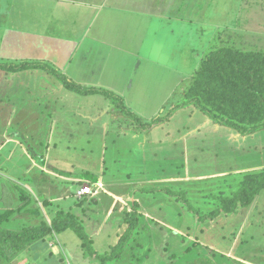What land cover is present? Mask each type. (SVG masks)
<instances>
[{
	"label": "crops",
	"instance_id": "1",
	"mask_svg": "<svg viewBox=\"0 0 264 264\" xmlns=\"http://www.w3.org/2000/svg\"><path fill=\"white\" fill-rule=\"evenodd\" d=\"M233 4H238V0H0V64L32 63L14 71L0 66V109L6 115L3 120L8 121L6 128L12 131L7 144L19 145L18 137L26 135L32 118L37 123L40 121L37 126L41 136L57 134L59 138L72 139L77 135V130L64 120L63 114L51 121L46 112L41 113L44 105L39 102V94L48 88L58 89L61 85L50 83L58 79L64 86L70 83L87 89L103 88L110 91L111 97L113 93L121 97V105L126 104L125 108L111 107L110 104L115 103L110 101L104 114L88 119L81 117L86 122L83 126L87 128V136L93 137L97 132L101 137L100 148L95 147L94 138L87 140L88 157L92 163L96 162L92 166L88 164L80 170L77 158L51 156L52 148L56 149L54 138L38 142L44 146L43 155L36 157L26 153L30 163L26 164L24 182H32V189L28 185L29 191L39 195L35 202L42 215L38 210L34 212L42 219L29 218L33 214L23 209L28 201L24 192L17 208L9 203L4 207L15 210L5 223L6 227L20 226L24 221L49 223L58 212L71 214L66 209L72 206L63 210L58 205L73 199L77 205H73L76 217L91 236L99 228L108 226L118 234L133 212L153 218L158 230L164 233V229L175 228L171 221L159 217L168 207L165 203L173 200L167 190L184 195L188 201L195 200L199 213H210L222 206V199L231 198L241 176L249 171L239 168L232 175L227 171L191 173L193 145L190 136L212 121L193 104H181L202 60L221 44L224 12ZM44 65L48 69L42 67ZM138 72L144 73L145 78L134 81ZM47 73H50L48 77ZM164 87H170V91L164 94L166 99L158 103V109L164 111L167 107L170 110L162 120L153 121L152 117L141 121L140 114H135L131 107L135 102L130 101L150 99ZM177 89H180L179 96L171 102ZM179 99L181 107L177 104L178 108L173 111ZM20 106L25 107V118L20 116L23 110ZM194 119L199 122L192 123ZM177 122L182 123L181 129L172 128ZM160 123L164 124L160 128L165 129L162 136L154 132ZM212 123L216 130L220 127ZM234 133L232 138H241L240 133L235 130ZM109 135L114 138L111 142L120 141L118 146L122 148L111 149L117 153L114 157L109 155L106 162L110 143L106 142V137ZM205 142L204 137L202 147ZM213 144L215 147L216 143ZM3 146L0 144V151ZM128 152L135 153L133 162L126 157ZM10 157L11 154L7 155L5 162H9ZM160 167L162 173L150 174V170L160 172ZM32 168L42 172L30 177ZM200 181L206 183L205 187H198ZM88 183L92 193L77 196V191ZM201 200H218L219 206L210 212L203 211ZM172 204L177 206L175 202ZM63 230L53 231L33 242L9 261L3 259L4 263L30 255H34V260L44 256L43 264L49 256L56 259L59 249L55 239L58 242L56 235ZM177 251L181 252L182 248ZM84 254L91 260L90 264H99L94 254L85 251ZM56 261L61 263L62 257ZM19 262L25 264L29 260Z\"/></svg>",
	"mask_w": 264,
	"mask_h": 264
},
{
	"label": "rangeland",
	"instance_id": "2",
	"mask_svg": "<svg viewBox=\"0 0 264 264\" xmlns=\"http://www.w3.org/2000/svg\"><path fill=\"white\" fill-rule=\"evenodd\" d=\"M263 6L264 0H238V4H233L231 8L229 7L227 12H224L223 16L224 28L221 32L223 35L222 45L228 44L242 50L264 51ZM125 60H127L126 57ZM12 65L13 64H0L3 69H11ZM44 71L43 69V73ZM49 74L50 73H47V77ZM116 75L121 74L116 73ZM141 78H145L144 73L138 72L136 73V79L134 77V81ZM170 81L173 80L170 79ZM50 83L59 84L61 86L58 89L48 88L47 91L40 92L39 102L44 105L41 113L46 112L47 119L51 121L55 116L60 117V115L63 114L65 116L64 120L72 123L73 129L77 130V135H73L72 139H62V137L59 138L57 134L51 137L41 136V134H38L39 127L37 126L40 121L37 123L36 119L32 118V120L28 122L26 135H18V139H20L19 145L12 142L7 144L6 142H9L8 140L12 136V131H8L6 128L8 121L3 120L6 115L4 110L0 109V144L5 145L0 151L1 214L3 213L2 208L9 206V204L11 207L17 208V205L22 203H20V200L24 194L23 192H26L28 201L23 209L31 211L33 215H30L29 218L35 217L36 220L40 219L42 210L35 202V197L39 198V195L37 192L32 193L29 191L28 185L31 186L30 189H32V182L28 184L26 181L24 182V178L26 177L25 174L28 170L26 164L30 163L26 159V153L36 157L38 156L37 154L43 155L44 146L38 142L54 138L56 149L52 148L51 156L55 157L56 155H61L62 157L70 159L77 158L78 169L80 170L87 168L88 164L92 166V164L96 162L92 163L87 153V140H90L92 136H87V128L83 126L86 122H83L81 117L88 119L89 117H96L104 114L110 101L115 103V105L111 103V107H119L121 104L119 100L121 97L114 93L111 97L110 95L112 94L109 93L110 91L103 88H90V90L79 85L77 86V84L73 86L69 84L68 86H64L60 79ZM169 91L170 87H164L159 89L157 95L152 96L150 99L132 100L130 102L135 103H132L131 107L134 108L135 114L136 112L140 114L139 118L141 121H145L147 118L150 119L152 117H154L152 120H162L165 113L170 109L166 107L164 111H161V109H158V103L166 99L164 98V94ZM179 91L180 89L175 91L174 96L171 98V102L179 96ZM181 102V99L176 101V103H174L175 107L180 105ZM1 106L2 105H0V107ZM20 108L23 109L20 116L25 118V107L20 106ZM36 115L37 114H34L33 116L36 117ZM177 119V121H179V117ZM137 121L140 122V120ZM197 122H199V120L194 119L192 123L196 124ZM163 123H160V125H157L155 128L154 132L157 135L162 136V133L165 132V129L160 128V126H164ZM64 124L65 123H63V125ZM181 126L182 123L177 122L176 126L172 128L181 129ZM200 126L202 127L203 125L200 124ZM11 129L12 128L9 130ZM233 133L234 130L232 128L222 125L216 130L212 122L205 127L203 126L198 132L192 133L190 136L193 145L190 162L191 173L208 174L215 171H227L231 172L232 175L235 170L239 168H245V171L249 172L264 171V127L256 129L251 133L240 135L241 138L237 136L236 138H232ZM235 135L234 133L233 136ZM204 137L206 138V142L205 146L202 147V145H204L202 143ZM92 138L95 139V147L100 148L98 142L101 141V137L97 132H95ZM112 139H114L113 135L106 137V142H110L107 147L106 162L109 161V155L114 157L117 153L111 151V149H116L121 143L115 140V144H113L111 142ZM71 140L73 142H71ZM213 143H216L215 147ZM38 144L41 145V147L37 146ZM118 148H122V146H118ZM197 148L204 149L199 151ZM10 150L12 151L11 153ZM9 154H11L9 162H5ZM134 155L135 153L128 152L126 157L133 162ZM42 157L43 156H41V158ZM95 159H97V155ZM7 165L13 166L8 167ZM135 168L138 167L136 166ZM161 170H163L162 167H160V172L150 170V174L162 173ZM40 172L42 171L39 168H32L30 177L34 174H40ZM83 182L84 180L82 183ZM205 185L206 183L204 181L198 183V187H205ZM236 188L237 187L234 185L233 189L235 190ZM183 196L184 195H182V197ZM184 197V201L178 202L170 200L166 202L165 204H168V207L162 210L163 213L159 216L161 218H166L169 222L171 221L175 226L173 230L164 229L165 232L163 233L158 230V225L153 218L139 215L140 223L137 226V233L133 237L134 241H132L125 252L119 255V258L116 260L112 259L108 261L109 263L107 264H264V189L254 196L253 201L248 206H239L236 211H231L229 213L221 212L215 218L207 219L203 222H198L197 216H192L187 210L188 208L186 205L195 208V205L197 206L196 201L190 199L189 202L188 199ZM201 201L206 208L203 207V211L209 210L210 212L213 207L219 206L218 200ZM174 202L177 206L172 204ZM74 204L75 201L70 199L69 201L61 202L58 206L59 209L63 210L65 207L72 206V208L66 210H69L72 215L76 216L77 213L75 206H73ZM208 204L211 206H207ZM32 209H37L40 214H36ZM166 213L167 215H165ZM199 214L207 215L209 213L200 211ZM28 222L24 221V226L29 224ZM81 223L86 231L84 223ZM113 230L114 229L109 226L101 227L98 231L93 232L95 233L92 235L93 237L86 231L92 240L91 247L97 253L112 252L120 235L124 232L125 227L120 232L118 231L119 235ZM179 230H181V232ZM179 233L182 237L178 235ZM56 236L58 242H56L57 240L55 239V245L59 249L58 254H56V259L58 258V261L61 257L62 259L65 257V253L71 264H90L91 260L84 254V251L90 252L89 249L84 243L81 244L79 236L71 227L63 230ZM181 239H183L184 243H182ZM81 245L84 246L83 249ZM180 247L182 251L178 252L177 249ZM173 251L175 253L174 255ZM48 253L49 251L46 252L47 255ZM47 258L46 264H60L51 256ZM17 259L8 263H4L3 260L2 264H20L21 262L19 261H24L25 259L29 260V263L25 262V264H43L44 256L39 257L38 260H34V255H30L28 258H21L20 260Z\"/></svg>",
	"mask_w": 264,
	"mask_h": 264
},
{
	"label": "trees",
	"instance_id": "3",
	"mask_svg": "<svg viewBox=\"0 0 264 264\" xmlns=\"http://www.w3.org/2000/svg\"><path fill=\"white\" fill-rule=\"evenodd\" d=\"M30 64L32 65V63L13 64L10 70L14 71ZM49 69L51 72L54 71L52 68ZM184 99L182 106L193 104L212 122L230 127L240 135L263 128L264 51L242 50L228 44L222 45L221 42L219 46L207 53L196 69L192 82L184 93ZM181 105L178 106L181 107ZM120 106L125 108L123 104ZM262 189H264V171L249 172L243 175L233 196L222 199V206L209 214L200 215L195 208L188 205L186 207L192 216H197L198 222H203L215 218L221 212L229 213L236 211L239 206H248ZM167 194L170 198L173 197L174 201H184L180 193L167 190ZM2 210L3 213H0V261L3 259L9 261L18 252L53 231L59 232L71 227L83 240L90 253L98 258L99 264H107L108 261L119 258V255L127 250L134 241L133 237L137 233L140 222L137 213L133 212L127 216L125 230L113 251L99 254L91 247L92 241L81 221L72 214L58 212L49 223L42 221L40 224L6 227L5 223L9 221V216L15 210L4 208ZM32 210L37 211V209Z\"/></svg>",
	"mask_w": 264,
	"mask_h": 264
},
{
	"label": "built area",
	"instance_id": "4",
	"mask_svg": "<svg viewBox=\"0 0 264 264\" xmlns=\"http://www.w3.org/2000/svg\"><path fill=\"white\" fill-rule=\"evenodd\" d=\"M92 193V189L91 186L89 184H86L84 186H82L78 191H77V196H81L83 194H91ZM60 264H71L70 260L68 259V257H64L61 261Z\"/></svg>",
	"mask_w": 264,
	"mask_h": 264
}]
</instances>
